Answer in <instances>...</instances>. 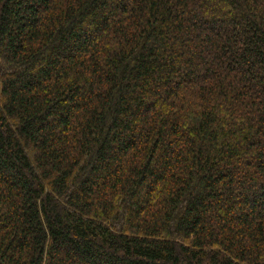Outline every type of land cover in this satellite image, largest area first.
Here are the masks:
<instances>
[{"label": "trees", "instance_id": "obj_1", "mask_svg": "<svg viewBox=\"0 0 264 264\" xmlns=\"http://www.w3.org/2000/svg\"><path fill=\"white\" fill-rule=\"evenodd\" d=\"M0 264H264V0H0Z\"/></svg>", "mask_w": 264, "mask_h": 264}]
</instances>
